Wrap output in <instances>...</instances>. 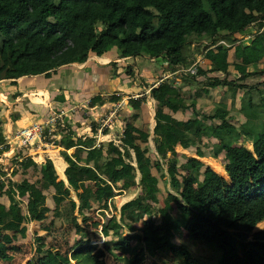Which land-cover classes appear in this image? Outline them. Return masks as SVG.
<instances>
[{
	"label": "trees",
	"instance_id": "obj_1",
	"mask_svg": "<svg viewBox=\"0 0 264 264\" xmlns=\"http://www.w3.org/2000/svg\"><path fill=\"white\" fill-rule=\"evenodd\" d=\"M114 47L121 57L135 60L148 55L157 65L150 66L152 70L160 72L150 91L157 103L154 142L159 159L153 162L148 155L150 132L134 124L146 96L129 100L135 112L126 122L120 145L111 141L98 146L95 136H78L70 126L62 127L56 144L64 147L68 185L59 179L51 158L41 165L31 157L20 162L23 173L31 168L39 172L34 182L0 178V195L6 194L10 202L0 203V256L12 259L7 245L18 235L26 237L29 222L48 218L46 190H54L57 216H71L77 231L86 235L76 210L87 220L85 213L95 203L107 210L112 202L114 206L117 190L139 188L118 214L96 224L111 237L104 248L81 238L71 254H63L43 241L38 244L44 255L41 264H105L107 253L122 264H143L147 254L159 252H171L181 264H206L189 244L177 242L183 232L191 243L218 253L211 264H264V227L256 230L264 222V122H258L264 119L259 110L264 107V0H0V80L50 76L60 66L84 63L91 54L102 56ZM197 53L210 67L200 66L197 75L176 74L180 67L190 66ZM112 65L119 77V65ZM123 66L124 75L135 80L134 67ZM258 78L261 81L248 82ZM195 84L222 89L209 113L198 108L199 92L192 93L190 102L183 94ZM233 88L247 94L236 108L246 118L239 126L232 122L235 101L226 90ZM109 96L108 100L94 96L90 106L121 100L115 91ZM179 111L191 116L179 119L175 117ZM3 123L0 116V144L5 143ZM98 126L93 122L95 133ZM178 145L196 149L201 156L206 155L200 146L210 148L228 178L196 157L179 155ZM60 160L56 166L61 170ZM165 164L172 191L161 205L153 168L160 172ZM1 175L6 176L2 166Z\"/></svg>",
	"mask_w": 264,
	"mask_h": 264
},
{
	"label": "rangeland",
	"instance_id": "obj_2",
	"mask_svg": "<svg viewBox=\"0 0 264 264\" xmlns=\"http://www.w3.org/2000/svg\"><path fill=\"white\" fill-rule=\"evenodd\" d=\"M247 33H249V32H247ZM245 35H246V33L241 34L240 37H243ZM245 39H246L245 41L249 42L250 37L248 36ZM221 42L226 44L223 41H221ZM197 58L202 59L201 64H202L203 68L208 69V66L210 67L209 61L206 60V58L204 57L203 54L197 53L196 59ZM147 59H148V57H147ZM132 61L133 60H131L130 63ZM136 62L138 63V59L136 60ZM147 65L155 66L156 63L155 62H147V60L143 59V57H140L139 63L137 64V68L134 69V73L137 74L139 72V74H140V72H143L144 68ZM123 68H125V66H123ZM260 69H262V68H260ZM231 70H233V68H231ZM124 71H125V69H124ZM124 77L130 83L126 84V86L122 85V89L118 92L119 94H121L120 95L121 100H119V102H116V103H120L122 100H126L127 97H128L127 100L129 101L131 98L136 99L135 96H137V95L142 94L141 98L146 96L145 99L142 101L141 109L138 111V113L140 115L138 122L140 123L139 127L149 131L151 134L149 142H148V146H149L148 155L152 158L153 162H156L159 159V156H158V153H157L156 148H155L153 130H154V127L156 124L155 113H156L157 103H156V101H154V99H152V97L150 98L151 95H150L149 88L146 86L147 85L146 84V80H147L146 78H143L140 76V79H138V77H137L135 79V81H132L129 78H127L125 75H124ZM230 78H232V79L235 78V72L234 71H231V77ZM198 80H204V77H199ZM254 81L255 82L261 81V78H258L256 80H254V79L248 80L249 83H253ZM192 86H193L192 88L187 87L185 89V91L183 90L184 96L190 102V98L193 97L192 93L199 92L198 108H200L202 111H204L206 113H209L211 111V109L214 107V102L219 101L221 99L222 89L217 90V89L210 88L208 86H204V85L198 86L196 84L192 85ZM203 88H208L209 92L204 94ZM226 90H227L228 95H229L228 98L235 101V103L233 105L234 109L233 108L231 109V113L233 115H235L236 117L232 120V122L236 123V125L239 126L241 124L240 122H245V120H246L243 113L240 112L238 109L240 108L241 98L243 96H247V94H244V92H242L240 89L233 88L232 89L233 95H232V92L230 89H226ZM254 92L256 93V90H254ZM122 93H124V94H122ZM123 96L125 99L122 98ZM262 96H264V94ZM109 97L110 96H105L103 98L105 100H108ZM260 97L261 96H259V98ZM259 98H257V99H259ZM232 102H230V103H232ZM126 104L128 107H125L127 109H125L126 113L124 115H128V114L130 115L131 112L134 113L135 112L134 109H132V111L131 110L128 111V109H131L130 107H132L130 105V102H126ZM126 104H125V106H126ZM116 106H117V104H116ZM236 108H238V109H236ZM105 110L106 111H104V113H103V119L108 120V122L112 123L114 128L118 127V129H119V130H115L114 136H111L110 138H112L113 140H116V142H120L119 138L122 134L121 133L122 126L119 125L118 120L121 121L122 118L120 116H118V113H117V115H115L114 117H112L110 119L108 117L110 114V111L107 109H105ZM259 110L264 111V107H259ZM83 111L84 112H81V115L84 118H86V120H88V122L86 121L87 124H91L93 122L99 124L98 122H102V118H100L101 116L99 115L98 117H95V115H93V113L92 114L90 113V112H92L90 109L85 108ZM100 112H101V108L98 110V114ZM100 114H102V113H100ZM190 116H191L190 112L187 113V112H182V111H179L175 115V117H177L179 119H188ZM97 118H98V120H97ZM67 120L68 119L65 120L66 128H67V126H70L73 130L77 131L78 135H86L87 134L86 133L87 130L85 128L86 125L82 124L81 121H74V119H71L67 122ZM79 120H82V119H79ZM258 122L262 123V122H264V119L262 118ZM114 124H116V126ZM61 128L62 127H58L57 130H60ZM90 129H91V127H90ZM111 129H113V128H111ZM60 138H61V135H60ZM55 140H59V139H55ZM214 141L215 140H212V142H214ZM53 145L54 146L50 145L48 147L47 152H48V155L52 156L53 159H55V157L57 155H60L62 153V151L64 150V147L62 149V147L58 146L57 144H53ZM249 146L252 148L251 143L249 144ZM200 148L203 152H205L206 156H201V154L198 153L197 152L198 150H196V149L194 151V150L189 149V148L187 149L182 145H178L176 150L179 153V155L193 156V157L198 158L199 160L204 162L206 165L212 166L217 172H219L220 174H222L223 176L228 178V175L225 171L224 166L222 165L221 160L220 159L215 160L212 158V156H211L212 152L210 151V148L204 147V146H200ZM52 149H55V150L58 149L56 154H53L50 152V150H52ZM68 152H69V154L73 155L75 153V149H72ZM44 159H45V157H44ZM10 161H12V159H7L6 165ZM54 164H55V162H54ZM153 172L159 178L158 186L160 187V193H159L160 203H161V205H164L163 201H164L165 196L167 195V192L172 191V188L168 182L169 176L167 173V165L166 164L164 165L163 171L159 172L156 168H153ZM162 173H164L165 176L162 177L161 176ZM7 175L13 177L14 181H21L23 178H28L31 182H34L39 178V172H37L33 168L29 169L27 171V173H23V171L19 169V165L16 163H13L10 165V167L8 168ZM61 178H62V176H61ZM61 178L59 177L60 180H61ZM65 179H66V177H65ZM119 192L120 191L117 190V196L113 200L114 206H116V207L113 206V202H112L109 206V209L101 210L99 208V205L97 203H95L93 208L85 213V215L88 216L87 220H84V215L79 214L78 210L75 211V215L78 216V224L82 228H84V230L87 233L86 235H83V233H79L77 231L78 230L77 224L69 218L71 216L67 217V214H64L63 216H57V214L55 213V203L52 199V195L54 193V190L53 189L46 190L45 194L47 195V205L51 208V211L48 213V218L42 222H37V221L29 222L27 224L28 231H27L26 237L23 238L21 235H18L17 240H15L13 244L7 245V247H8L7 252L9 255L12 256V259L8 260V259L0 256V264H32L33 261H35V263H37V264H41L42 260L44 259V255L42 253L38 252V244L42 243L43 241L45 242L47 247H53L63 254H66V253L71 254L73 251L72 249H73L74 245L81 238H83L85 240L89 239L90 244L97 245L98 249L104 248L105 242L111 240V237H104V235L101 232L102 231L101 225L96 226V224L98 222H100L102 224L106 220L107 217H111L113 214H118L121 206L124 203L130 201L131 199L135 198L140 193V190H139V188H134V189L129 190V191H123L121 193H119ZM72 197L77 202H79L78 197H77V193L75 191H72ZM21 199L23 200V202H24L23 206L25 207L26 203H27V198L24 197ZM0 202H4L6 204L10 203L8 198L4 195H0ZM62 209H64V208H62ZM66 213H68L67 210H66ZM263 227H264V222L260 223L257 226L256 230L262 229ZM2 233H3V231L0 230V237H1ZM38 237H41L42 239L37 240ZM176 240H177V242H182V243L184 242V243L189 244V246L193 250L194 254L196 256L201 257L200 259L203 260L206 264H211L218 259V253L214 252L210 247L206 246L205 244L200 243L197 245V244L191 243V241L188 238L187 232H183V234L177 235ZM219 253L221 255V252H219ZM210 254H214L215 257L212 259L208 258V256ZM109 259H110V261H109ZM73 263L76 264V261H73ZM154 263H156V264H181V259L176 258V256H174L171 252H159L156 256H150L149 254H147V257H146L143 264H154ZM105 264H122V263L117 262L111 254L107 253V256L105 258Z\"/></svg>",
	"mask_w": 264,
	"mask_h": 264
},
{
	"label": "crops",
	"instance_id": "obj_3",
	"mask_svg": "<svg viewBox=\"0 0 264 264\" xmlns=\"http://www.w3.org/2000/svg\"><path fill=\"white\" fill-rule=\"evenodd\" d=\"M140 57H143V59L147 60V62L151 61L149 60V58L147 59L148 55L139 56L135 60L131 57H121L119 50L114 47L113 49H111V51L105 53L102 56L91 54L87 61L84 63H71L63 65L56 71L52 72L50 76H47L46 74H39L23 76L18 79L0 80V105L2 107L0 116L4 122V132L6 133L10 130L18 129L19 127L25 125L27 122L42 117L50 109L57 110V108H60L64 111V115H66L70 120L74 119V121H81L82 124L86 125V135L90 137L95 136L98 143V141L101 142L107 138V136H105L106 134H110V137L114 136L115 130H119L118 127L114 128V126L112 125L113 129H109L107 132L103 131L102 133H95L92 129L93 127L90 124H87L88 120H86V118L81 115V112H84L83 110L85 108L90 109L92 111L90 113H93L95 117H98L100 115V118H103V113L104 111H106L105 109L111 112L116 107L120 109H118V116H120L122 119L121 121L118 120V122L119 125L122 126V132L123 125L126 126L127 120L131 118L130 116L133 113L131 112L130 115H124V111H126L125 109H127L125 107H128V103L126 104V102H129L127 100L128 97L126 99L127 101L122 100L120 103L107 102L102 107H100L99 105L93 107L89 106V102L96 95H100L103 98L105 96H109L113 91H115L117 95H121L118 92L122 89V85L126 86V84L130 83L124 77L123 70L125 68H123V65L125 63L130 64L132 65V67H134V69H136ZM137 59L138 63L136 62ZM131 60L133 61L130 63ZM112 62H117V64L119 65V72H121V76H115V69L112 65ZM150 66L151 65H147L144 68L143 72H140V74L138 72L136 74V78L138 77V79H140V76L147 79L146 86L152 84L153 80H155V78L160 75L159 71L152 70V67ZM156 69H158V67ZM125 76L129 78L128 75ZM130 80L135 81L131 78ZM192 87L193 86H190V88ZM58 96L62 97V99H58ZM122 98H124V96ZM82 107L84 108L81 110L78 109ZM100 108V113L102 114H98V110ZM130 108L131 109H128V111H132L133 108ZM138 120L139 119L135 120L134 123L139 127L140 123L138 122ZM114 125L116 126V124ZM31 151L34 154V160L40 165L44 163L47 158L53 159L52 156L48 155L47 150L45 151L42 148H36L35 150ZM57 151L58 149L50 150L51 153L54 152L53 154H56ZM59 158H61V160L59 161L61 170L56 166L57 160H59ZM53 161L55 162V167L57 169L59 177L61 178L62 176L61 180H64L68 185V180L65 175L68 163L65 161L64 157L61 154L57 155L55 159H53ZM0 203L6 204L4 202Z\"/></svg>",
	"mask_w": 264,
	"mask_h": 264
},
{
	"label": "built area",
	"instance_id": "obj_4",
	"mask_svg": "<svg viewBox=\"0 0 264 264\" xmlns=\"http://www.w3.org/2000/svg\"><path fill=\"white\" fill-rule=\"evenodd\" d=\"M201 60L202 59L199 58L198 61H196L189 67H181L178 70V73L197 74L199 62H201ZM139 96L140 95H137L135 97L137 98ZM83 108L84 107L78 109L81 110ZM118 109L119 108L116 107L114 110H112L108 117L111 119L112 117L117 115ZM64 114V111L60 108L57 109V111L51 110L50 113L44 116L43 118L31 120L25 125L19 127L18 129L10 130L9 132L4 133L5 143L0 144V149H4L6 145H8L9 148L4 150L0 154V165L6 164V160L12 158L17 159V164H19L24 160V158L34 156L31 150L35 148H42L46 151L50 145L54 146L53 144H56L55 139H60V130H57L58 127H65ZM98 123L99 126L97 132L102 133L105 128H112V123L108 122V120H104L103 118L102 122ZM109 135H105L107 136V138L104 141L113 140L112 138H110ZM101 142L98 141L97 145L100 146ZM4 170L8 171V168H4ZM8 175L0 176V178L3 181H6L5 179L6 177H8ZM11 178L13 179V177Z\"/></svg>",
	"mask_w": 264,
	"mask_h": 264
},
{
	"label": "clouds",
	"instance_id": "obj_5",
	"mask_svg": "<svg viewBox=\"0 0 264 264\" xmlns=\"http://www.w3.org/2000/svg\"><path fill=\"white\" fill-rule=\"evenodd\" d=\"M223 42H224V41H223ZM198 59H199V58H197L193 63H195L196 61H198ZM193 63H192V64H193ZM70 64H71V63H70ZM192 64H191V65H192ZM66 65H67V64H66ZM191 65H190V66H191ZM200 66H202L201 62H199V67H200ZM60 67H61V66H60ZM182 67H189V66H182ZM199 67H198V68H199ZM180 68H181V67H180ZM180 68H179V69H180ZM57 69H58V68H57ZM57 69H56V70H57ZM179 69H178V70H179ZM56 70H54V71H56ZM54 71H53V72H54ZM176 74H178V71L176 72ZM197 74H198V72H197ZM197 74H190V75H197ZM173 75H174V74H173ZM181 75H182V74H181ZM198 78H199V77H198ZM153 85H154V82H152V84H149V85L147 86V87L149 88V91H151V88L153 87ZM157 85H158V83H155V86H157ZM150 87H151V88H150ZM150 95H151V92H150ZM141 97H142V95H140V96L137 97L136 99L141 98ZM151 97H152V96H151ZM153 99H154V98H153ZM154 100H155V99H154ZM90 102H91V101H90ZM89 106H90V103H89ZM95 106H97V105H95ZM92 107H93V106H92ZM100 107H102V106H100ZM53 110H54V109H53ZM50 111H51V109H50L45 115H43L42 117H39V118H37V119L43 118L44 116L48 115V114L50 113ZM56 111H57V110H56ZM66 119H68L67 122L70 120V119L65 115V120H66ZM97 120H98V119H97ZM27 123H28V122H27ZM96 124H97V123H96ZM90 125L93 126V123H91ZM108 128H109V127H108ZM108 128H107V129H108ZM105 129H106V128H105ZM109 129H110V128H109ZM109 129H108V130H109ZM124 129H125V126L123 125V131L121 132V133H122L121 136L123 135ZM3 132H4V130H3ZM4 133H5V132H4ZM153 133H154V130H153ZM4 136H5V135H4ZM121 136H120V138H121ZM120 138H119V141H120V142H116V140H111V141L114 142V143L117 144V145H120V144H121V139H120ZM111 141H103V142H111ZM103 142H101V143H103ZM6 146H8V145H6ZM8 148H9V146H8ZM8 148H4V149H2V150L4 151V150H6V149H8ZM35 149H36V148H35ZM35 149H33V150H35ZM69 150H70V149H69ZM3 151H2V152H3ZM158 156H159V155H158ZM29 157H31V158L34 160L33 156H29ZM34 161H35V160H34ZM35 162H36V161H35ZM13 163H16V164H17V159L12 158V161L8 162L7 166H6L5 164H4V165H0V166H2V168H3V170H4V168H9L10 165L13 164ZM36 163H37V162H36ZM18 165H19V169L21 170V168H20V163H19ZM8 166H9V167H8ZM4 171H5V170H4ZM7 172H8V171H6V175H7ZM1 176H4V175H1ZM8 177H9V176H8ZM10 178H11V177H10ZM11 179H12V178H11ZM12 180H14V178H13ZM18 182H20V181H18ZM3 195L5 196L6 194H3ZM6 196H7V195H6ZM115 197H116V196H115ZM32 222H33V221H32ZM104 237H105V236H104ZM94 245H95V244H94Z\"/></svg>",
	"mask_w": 264,
	"mask_h": 264
}]
</instances>
